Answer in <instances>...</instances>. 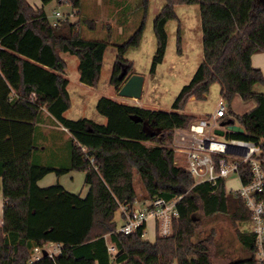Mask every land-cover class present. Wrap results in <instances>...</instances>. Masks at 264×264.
Masks as SVG:
<instances>
[{"label": "trees", "instance_id": "16d2710c", "mask_svg": "<svg viewBox=\"0 0 264 264\" xmlns=\"http://www.w3.org/2000/svg\"><path fill=\"white\" fill-rule=\"evenodd\" d=\"M40 1L46 4L51 0ZM66 2L81 11L82 0ZM182 3L199 5L203 58L189 82L180 88L171 109H149L101 96L95 103L97 112L105 117L101 123L88 117H65L71 99L62 54L76 55L79 80L95 86L106 42L82 37L77 22L52 24L43 7L35 8L27 0H0V190L5 200L0 264H27L33 248L47 242L60 244V252L53 257L41 255L31 264H170L173 260L177 264H212V233L194 240L199 210L205 216L228 214L245 226L237 229V237L246 254L226 264H257L254 233L247 227L251 212L241 197L226 191L223 180L215 185L194 184L185 167L174 163L168 143L175 129L187 128L196 120L193 114L179 110L190 97L204 98L213 82L220 84L226 103L235 95L254 101L245 112L223 117L233 118L244 129L227 136L256 142L264 137V91L253 89L256 83H264V76L251 64L253 53L264 52V0H164L153 19L156 49L150 73L164 58L166 23L178 18L174 7ZM147 5L148 0H140L143 17ZM143 28L142 18L117 46L109 80L117 90L130 67L124 54L140 44ZM181 42L178 27V52ZM132 114L159 131L149 134ZM42 117L68 131L71 154L67 164L53 166L33 160ZM259 158L264 170V143ZM247 167H239L243 181L251 177ZM70 170L85 172L89 189L84 197L58 182L46 187L37 183L47 172L60 175ZM134 171L142 183L141 195L134 188ZM178 195H182L177 202L179 214L172 219L169 235L157 234L153 241L146 240L142 237L144 225L131 233L116 231L115 213L120 203L133 206L138 199ZM109 245L116 252H109Z\"/></svg>", "mask_w": 264, "mask_h": 264}, {"label": "rangeland", "instance_id": "374dc122", "mask_svg": "<svg viewBox=\"0 0 264 264\" xmlns=\"http://www.w3.org/2000/svg\"><path fill=\"white\" fill-rule=\"evenodd\" d=\"M31 1H37V5L43 7L49 20L54 18L55 11H59L64 17H67L66 20L77 22L82 37L103 40L107 44L98 83L95 86L79 80L76 55L68 52L62 54V58L66 62L64 74L68 79L67 89L71 99L70 107L64 112L67 118L88 117L104 123L105 117L99 114L95 108V103L101 96L144 108L170 110L180 88L189 82L203 58L199 5L197 3L175 5L178 18L168 20L166 23L168 41L164 58L157 65L156 71L150 73L151 59L156 49L153 19L164 4V0H148L144 17L143 10L139 7L140 0H82L80 12L72 8L66 0H51L46 4H42L40 0ZM73 10L75 11L74 15L71 14ZM142 18L144 28L140 44L137 47L128 48L124 54L130 63V67L125 72L128 74L126 76L140 74L144 77L142 92L139 98L125 97L119 95L118 90L109 82L110 75L117 46L135 31ZM178 27L182 39L180 52L177 51L176 45ZM253 89L264 90V83H256ZM220 98V84L213 82L204 98L190 97L179 111L191 113L196 119L210 116L215 111ZM253 105V100L245 101L235 95L227 103L226 115L243 113ZM147 125L151 129L159 131L151 125ZM69 137L68 133L62 132V138L65 141L69 140ZM154 143L155 141H146V144ZM171 144L172 141L168 143V146L171 147ZM172 151L174 163L184 167L183 157L178 151ZM47 154L48 163L64 165L68 162V157L63 150L56 154ZM40 155L44 154L37 152L33 160L39 159ZM133 183L137 193L141 195L143 187L140 177L135 171ZM239 184L240 181L235 174H231L226 179L227 188H236ZM140 202L141 199H138L134 205H138ZM119 214L118 208L115 213L117 224H120ZM196 217L199 219V225L194 240L203 239L212 233L210 242L212 264H226L231 259L245 256L246 251L237 237V229L245 227L241 222L234 221L228 214L220 212L205 216L199 210L196 212ZM153 234V230L147 229L145 236L152 238ZM170 264H177V261L173 260Z\"/></svg>", "mask_w": 264, "mask_h": 264}, {"label": "built area", "instance_id": "2783aa9c", "mask_svg": "<svg viewBox=\"0 0 264 264\" xmlns=\"http://www.w3.org/2000/svg\"><path fill=\"white\" fill-rule=\"evenodd\" d=\"M52 24L66 20L59 11H55ZM72 15L75 14L73 10ZM227 113V103L224 98L218 100L216 109L210 116L200 117L191 122L187 128L175 129L172 139V150L180 153L184 160L185 169L193 176L194 184L209 182L212 185L219 180L224 181L226 191L241 197L245 206L251 212V219L247 227L254 233L255 260L257 264H264V170L261 166L259 154L264 137L259 141L228 137L231 132L220 122ZM223 129V135L215 133V129ZM85 151V148H82ZM247 165L250 179L243 181L239 167ZM235 174L240 184L236 188H227L226 179ZM182 195L172 199L155 197L151 201L143 200L138 205L129 206L119 204L120 224L116 231L131 233L144 225L148 220L154 223L155 234L169 235L172 232V219L178 216L177 202ZM53 257L60 252L61 245L47 242L42 246H35L27 264L38 259L42 250ZM111 253L116 252L113 245L108 246Z\"/></svg>", "mask_w": 264, "mask_h": 264}, {"label": "crops", "instance_id": "0c3cea01", "mask_svg": "<svg viewBox=\"0 0 264 264\" xmlns=\"http://www.w3.org/2000/svg\"><path fill=\"white\" fill-rule=\"evenodd\" d=\"M27 1L33 7L35 8L39 7L37 5V1H31V0H27ZM251 64L254 67L260 68L264 76V52L253 53L251 55ZM260 91H264V90H260ZM38 128H39L38 136L36 138V143L33 146L32 157L34 158L37 152H41L44 155H40L39 159H37L36 162H39L41 164L59 166L55 163H48L46 157L48 155L47 153L56 154L60 152L61 150H63L66 153L68 157V162H69L70 154H71L69 140L65 141L62 138V132L68 133V131L61 124L57 122L55 123L47 117H42V119H40V122L38 123ZM84 178H85V172L82 170H70L60 175H56L55 172L50 171L44 174L38 180L37 183L41 187H46V186H49V185H52L58 182L66 190L73 192V193H77L81 197H84L89 189V185L85 183ZM4 202L5 200L0 190V225L2 224V210H3ZM147 229L153 230L154 234L152 238L146 237L145 235L143 236V238L149 241H153L155 239L156 234L154 231L155 228H154V223L152 220L147 221L146 226H145V233Z\"/></svg>", "mask_w": 264, "mask_h": 264}, {"label": "water", "instance_id": "95a60500", "mask_svg": "<svg viewBox=\"0 0 264 264\" xmlns=\"http://www.w3.org/2000/svg\"><path fill=\"white\" fill-rule=\"evenodd\" d=\"M143 79L144 77L140 74L130 75L129 77L126 78V80L118 89V94L125 97L139 98L142 92ZM131 118L135 121H142L143 130L147 131L149 134L157 133V131L148 127L146 122L143 121L139 115L132 114ZM220 124L224 125L231 132L242 133L244 130L243 127L238 123H236L233 118L222 119ZM223 132H224L223 129L220 128L215 129V133L219 135H223ZM119 252H121V250L117 251L116 254H118ZM42 255H46V250L44 249L42 250Z\"/></svg>", "mask_w": 264, "mask_h": 264}]
</instances>
